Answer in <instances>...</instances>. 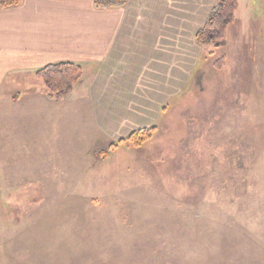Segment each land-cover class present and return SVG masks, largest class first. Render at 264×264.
<instances>
[{"label": "rangeland", "instance_id": "1", "mask_svg": "<svg viewBox=\"0 0 264 264\" xmlns=\"http://www.w3.org/2000/svg\"><path fill=\"white\" fill-rule=\"evenodd\" d=\"M243 2L140 148L75 101L0 97V264H264V0Z\"/></svg>", "mask_w": 264, "mask_h": 264}, {"label": "crops", "instance_id": "2", "mask_svg": "<svg viewBox=\"0 0 264 264\" xmlns=\"http://www.w3.org/2000/svg\"><path fill=\"white\" fill-rule=\"evenodd\" d=\"M98 1L23 0L0 9V97L33 104L46 93L17 89L16 82L37 79L48 65H79L84 79L65 101L88 113L109 144L186 108L181 100L209 46L196 35L218 0H126L96 8Z\"/></svg>", "mask_w": 264, "mask_h": 264}, {"label": "trees", "instance_id": "3", "mask_svg": "<svg viewBox=\"0 0 264 264\" xmlns=\"http://www.w3.org/2000/svg\"><path fill=\"white\" fill-rule=\"evenodd\" d=\"M23 0H0V9L19 6ZM126 0H101L95 3L96 8L122 7ZM239 9V0H218L211 10L206 22L196 35L199 44L213 45L214 49L222 47L226 40L228 28L235 23L236 13ZM212 55V52L210 53ZM223 61L218 63V68ZM36 77L46 89V97L55 102L70 98L76 87L84 79L81 66L72 63H59L48 65L36 72ZM156 128H146L131 133L118 143L111 145L117 148L121 144L130 143L136 148L142 147L152 139Z\"/></svg>", "mask_w": 264, "mask_h": 264}]
</instances>
